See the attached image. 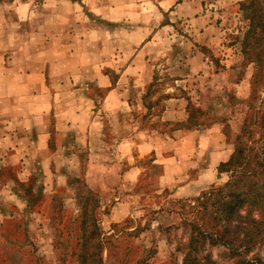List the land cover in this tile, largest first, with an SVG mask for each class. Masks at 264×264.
<instances>
[{
  "label": "rangeland",
  "instance_id": "obj_1",
  "mask_svg": "<svg viewBox=\"0 0 264 264\" xmlns=\"http://www.w3.org/2000/svg\"><path fill=\"white\" fill-rule=\"evenodd\" d=\"M7 90L0 264H264V0H0Z\"/></svg>",
  "mask_w": 264,
  "mask_h": 264
},
{
  "label": "crops",
  "instance_id": "obj_2",
  "mask_svg": "<svg viewBox=\"0 0 264 264\" xmlns=\"http://www.w3.org/2000/svg\"><path fill=\"white\" fill-rule=\"evenodd\" d=\"M10 91L8 92V90H7V92H5V94L0 95V106H1L2 102H9V104L11 105L10 108L12 110V106L14 107V109H15V107L17 108V101H18L17 97L18 96L12 90H10ZM51 110H52V108H51ZM56 113H57L56 114V118H57L56 124L58 126L57 127L58 130H64V129L67 130L68 123L63 119V118H66L64 111H61V112L57 111ZM0 117H1V111H0ZM14 118L15 119L13 120V123H11V124H15V126H10L8 128H12V129L14 128L15 132L14 131H9L7 133H5L3 131H2V133L0 132V147L5 145V146H7V148L9 146H13V148L16 149L17 144L21 145V142H22V141H20L21 140L20 136L18 134H16V131H21L23 129L35 128V126L39 125V122L34 120V116L29 115L28 113H21V115H16V117L14 115ZM48 118H49V116L46 115V118L44 119L45 121H43V123H45V124L48 123L49 122ZM82 124L84 125L83 122H82ZM86 125L88 126L87 123H86ZM1 126L2 125L0 123V128H1ZM90 127H91V133L93 135H96L97 133L100 132L99 130L101 128V125H100L99 121L93 120L91 122ZM51 130H52V123L50 122L47 125H45L44 130H40V135H39V138L41 139V146L40 147L44 148L43 149L44 153H42V159L38 163L37 174H41V175H45V176L53 174V172H52L53 171V167H52L53 155L51 156L50 155L51 152H49L45 149L47 147V144L45 143V141L48 140ZM4 136H5V138H4ZM7 143H9V144H7ZM20 151L24 152L23 150L17 149V151H15L14 153H12L9 156V158L17 157L20 154ZM5 154H6V152H5ZM29 156H30V151L25 152L24 158L26 159ZM4 158L5 157H4L3 149L0 148V167H1V164H2ZM21 158H23V157L21 156ZM27 162H28V159H27ZM0 172H1V168H0ZM58 178H60V177H58Z\"/></svg>",
  "mask_w": 264,
  "mask_h": 264
},
{
  "label": "trees",
  "instance_id": "obj_3",
  "mask_svg": "<svg viewBox=\"0 0 264 264\" xmlns=\"http://www.w3.org/2000/svg\"><path fill=\"white\" fill-rule=\"evenodd\" d=\"M263 120H264V115H263V118H262ZM240 154H242V152L240 153ZM240 155H239V153H235V155L233 154V157H232V159H231V161L229 162V167L230 166H233L236 162H238L239 160H240ZM223 165L225 166V165H228V162L227 163H223ZM230 170H233L232 168L230 169ZM241 198V197H240ZM256 199L258 198V196H256L255 197ZM239 202H242V200L240 199V201ZM257 204L260 202V200H259V198L257 199Z\"/></svg>",
  "mask_w": 264,
  "mask_h": 264
}]
</instances>
